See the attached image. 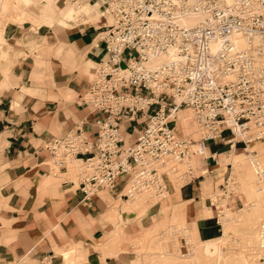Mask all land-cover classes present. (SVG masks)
<instances>
[{
    "label": "crops",
    "instance_id": "1",
    "mask_svg": "<svg viewBox=\"0 0 264 264\" xmlns=\"http://www.w3.org/2000/svg\"><path fill=\"white\" fill-rule=\"evenodd\" d=\"M45 1L19 5L41 20L53 17L51 25L33 31L27 22L9 23L0 44V264H154L132 250L134 241L150 232L174 233L170 221L185 226L196 245L218 238L222 228L204 209V194L213 192L216 170L229 158L222 154L226 146L236 147L222 137L207 142L198 173L151 207L124 199L122 182L80 201L77 173L51 167L46 142L76 127L94 136L97 113L80 95L104 58L108 18L101 13L107 0L82 3L91 17L71 21L57 13L69 0H51L48 13L39 10ZM142 124L137 117L123 123L124 144L133 142ZM225 164L239 172L233 162Z\"/></svg>",
    "mask_w": 264,
    "mask_h": 264
},
{
    "label": "built area",
    "instance_id": "2",
    "mask_svg": "<svg viewBox=\"0 0 264 264\" xmlns=\"http://www.w3.org/2000/svg\"><path fill=\"white\" fill-rule=\"evenodd\" d=\"M101 13L104 58L80 95L97 113L94 136L76 127L43 145L56 170L79 161L80 201L119 182L125 199L163 198L166 161L200 156L218 137L228 145L264 141V0H107ZM180 109L191 110L197 138L174 132ZM136 117L143 124L124 144L121 126ZM257 230L263 261L264 219Z\"/></svg>",
    "mask_w": 264,
    "mask_h": 264
},
{
    "label": "rangeland",
    "instance_id": "3",
    "mask_svg": "<svg viewBox=\"0 0 264 264\" xmlns=\"http://www.w3.org/2000/svg\"><path fill=\"white\" fill-rule=\"evenodd\" d=\"M21 1L22 0H0V44L3 42L2 34L3 32L5 33L6 27L9 23L27 22L30 29L35 31L41 25H51L54 21V18L49 17V15L45 20L29 15L20 7L19 4H21ZM25 1L27 3L26 5H28L31 0ZM81 4L82 3L74 6L66 3L58 9L57 13L60 15L62 10L71 7L76 9L77 15H79V12L81 11L79 7ZM51 8V0H46L39 10L48 13ZM78 17L79 16L76 18ZM61 21L62 20L59 18L57 22L66 25L65 21ZM182 115L180 118V121H182L180 122L181 128H179V131H176L177 135L191 137L193 139L197 138L198 129L193 120L192 113L189 109H185ZM176 120L179 124V117ZM137 121L141 123L142 119L137 117ZM188 122L189 124H187ZM185 123L187 124V127L183 129ZM245 146L246 145L238 142L232 151L226 146V151L222 154H225L226 156L229 155V158L224 162H233V170L236 166H239V172L236 174L233 173L230 171V165L224 163V165H221V168L216 170V176L213 182V192L209 188L204 194V198L206 199V206L204 209H210L213 212L212 215L216 217L221 228H223L224 224L222 223L221 218L227 219L226 224L229 227L227 236L224 235L223 229L222 231H219V236L217 235L218 237L225 236V245L222 247V250L226 253L225 261H218V255L220 252L216 249V243L210 241L203 246L200 244L196 245L192 241L191 232L188 231L185 226H175V224H177L175 221H170L169 223L172 224V227H175L176 231L181 230L183 233L187 232V234H189V237H187L186 240L189 244H192L191 246H185L182 240L184 246L180 247L178 237H176L175 234L176 231L173 233L174 228H172L170 231H166L165 229L159 233L154 230L155 232H150L138 237V239L134 241V248L132 250L144 255L145 258L150 259L153 262L156 261L154 264H264V261H260L259 258L252 259V254H250V252H254V257L256 258V256H258L257 252L254 251H257V248H254L255 242L253 241L257 233V228L261 220L264 219V141H257L249 144L246 147V151L244 150ZM202 161V155H190L179 162L166 161L161 167V171H163L162 179L167 188V196L168 191L171 192L172 189H177L180 184L187 180L190 174L198 173ZM164 168H166V170ZM78 171L79 169H76L71 173L75 174ZM250 174L255 175L253 179H250ZM227 193L230 194L226 196ZM213 196H216L215 199H219L214 201L213 205L209 206V198ZM245 196H247V198H245ZM157 200L162 199L149 197L145 194L137 195L136 200L130 198L129 202L139 204L148 202L151 207ZM123 212L127 213L130 212V210H124ZM177 232L179 233V231ZM227 239H229L230 244L227 242ZM252 239L253 241H251ZM250 241L253 245H251ZM245 243L247 244L246 247ZM255 245L257 247L256 243ZM203 247H205V249L206 247L213 249L199 258L197 254ZM185 250L188 251L187 255H180V253L186 252ZM239 251L244 253L241 252L240 254Z\"/></svg>",
    "mask_w": 264,
    "mask_h": 264
},
{
    "label": "bare ground",
    "instance_id": "4",
    "mask_svg": "<svg viewBox=\"0 0 264 264\" xmlns=\"http://www.w3.org/2000/svg\"><path fill=\"white\" fill-rule=\"evenodd\" d=\"M21 4L22 5H26L27 3H26V1L25 0H22L21 1ZM79 3H76V4H73L74 6L75 5H78ZM80 9H81V11L79 12V15H77V12H76V9H73V8H68V9H66V10H63L61 13H60V15H62V16H64V18L66 19V20H69V21H71L72 19H75L77 16H79V17H81V16H86V18H90L91 16H90V10L87 8V6L84 4L83 6H81L80 5V7H79ZM77 15V16H76ZM93 17L95 18V15H93ZM93 19V18H92ZM186 22H190V21H186ZM234 40H235V42L238 44V46H240V47H243L245 44H244V41L242 40V38H240V37H234ZM164 60V57H162V56H159V57H157V58H154V59H151L148 63H149V65H151V66H154V65H156V64H158V63H160L161 61H163ZM184 110L185 109H180L179 111H178V113H177V115H176V117H177V119H178V117H179V124L177 123V120H176V123H175V126H174V132L176 133V131H179V128H181V125H180V118L183 116L182 115V113L184 112ZM190 112H191V110H190ZM192 113V112H191ZM182 115V116H181ZM193 115V114H192ZM197 126V125H196ZM176 135H177V133H176ZM253 142H257V141H250V142H248L247 144H246V146L244 147V150L246 151V147L249 145V144H251V143H253ZM231 149H233L232 148V146H231ZM206 155V148L204 149V152H203V154H202V157H204ZM249 155H250V153H249ZM186 159V158H185ZM184 160V159H183ZM67 169H68V171H70V172H72V171H74V170H76V169H79V161H77V160H70V161H68V164H67ZM165 170H166V168H164ZM175 172V171H174ZM183 177V176H182ZM146 193L145 192H141V193H139L138 195H145ZM137 196V195H136ZM136 196H134L135 198H136ZM167 197V193H165L164 194V196H163V198H159V199H164V198H166ZM155 198H158V197H155ZM226 218H221V221H222V223H224L223 224V233H224V235L225 236H227V231H228V225L226 224ZM166 231H168V230H166ZM170 231V230H169ZM180 231V233H181V235H183L184 236V238H185V246H191L192 244L190 243H188V241L186 240V238L187 237H189V234H187V232L186 233H183L181 230H179ZM225 236H223V237H218V238H215V239H213V240H211V242H214V243H216L217 244V250H218V252H220V254L218 255V261H225L226 260V258H225V254L226 253H224V251L222 250L223 248V246L225 245ZM255 239H254V241H253V239L251 240V241H253V242H255L256 244H257V247H256V245H255V243H254V248H257V251L256 250H254L253 248V250L255 251V252H257V254H258V256H259V253H258V230H257V233H256V235H255V237H254ZM228 241L227 242H229V239H227ZM256 240V241H255ZM250 241V242H251ZM210 242V241H209ZM208 242H206V243H201L200 245L201 246H203V245H206ZM227 244V243H226ZM229 244H230V242H229ZM242 244H244V243H242ZM251 245H253V243L251 242ZM251 245H248V246H251ZM184 246V245H183ZM200 246V247H201ZM247 246V244L245 243V247ZM227 247V246H226ZM253 247V246H252ZM185 248V247H184ZM213 248H208V247H206V249H205V247H203L202 248V250H200L199 251V253L197 254L198 256H199V258L200 257H202V255H205V253H208L209 251H211ZM239 249V248H238ZM251 249V250H252ZM186 252H182V253H180V255H187V253H188V251L187 250H185ZM244 251H246V250H244ZM240 252V254H241V252L242 251H239ZM242 253H244V252H242ZM250 254H252L251 255V258L253 259H258V256H256V258L254 257V255H255V253L253 252H250ZM244 255V254H243ZM247 256H249V255H247ZM246 259V258H245ZM244 260V259H243ZM248 260H249V258H248ZM261 261V260H260ZM264 261V260H263Z\"/></svg>",
    "mask_w": 264,
    "mask_h": 264
}]
</instances>
